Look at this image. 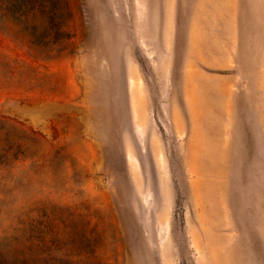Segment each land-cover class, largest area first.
I'll return each instance as SVG.
<instances>
[{
	"label": "rangeland",
	"instance_id": "374dc122",
	"mask_svg": "<svg viewBox=\"0 0 264 264\" xmlns=\"http://www.w3.org/2000/svg\"><path fill=\"white\" fill-rule=\"evenodd\" d=\"M41 2L0 0V264H264V0Z\"/></svg>",
	"mask_w": 264,
	"mask_h": 264
},
{
	"label": "trees",
	"instance_id": "16d2710c",
	"mask_svg": "<svg viewBox=\"0 0 264 264\" xmlns=\"http://www.w3.org/2000/svg\"><path fill=\"white\" fill-rule=\"evenodd\" d=\"M37 1H38L39 3H40V1H42L41 3H43V1H55V0H37ZM16 2H20V1H16ZM21 2H22V1H21ZM49 4H50V2H49ZM49 4H48V6H47V5L45 6V5L41 4L40 7H41L42 9H43L44 7H48V8H49L48 11H49L51 14H54V13H53L54 11L52 10V6H51V5L49 6Z\"/></svg>",
	"mask_w": 264,
	"mask_h": 264
}]
</instances>
